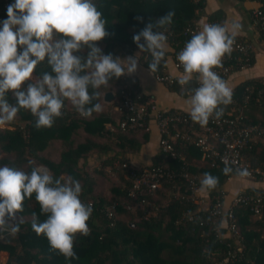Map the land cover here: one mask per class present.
Listing matches in <instances>:
<instances>
[{
  "label": "trees",
  "instance_id": "16d2710c",
  "mask_svg": "<svg viewBox=\"0 0 264 264\" xmlns=\"http://www.w3.org/2000/svg\"><path fill=\"white\" fill-rule=\"evenodd\" d=\"M255 1L264 4V0ZM93 2L102 12L106 31L109 33L97 42L98 46L105 54L111 53L113 56L116 52L131 54L137 51L138 61L147 69L151 56L138 49L133 42V35L150 20L174 9L175 16L166 35L176 53L180 44L191 38L189 34L184 35L183 31L195 26L204 4V0ZM217 14L214 12L207 16L209 24H215ZM137 16L143 17V22H139ZM6 18L5 15L3 19ZM258 34L264 39V33ZM252 61L253 55L250 53V64ZM163 68L164 60L159 70L153 74H164ZM44 71H50L47 61L37 66L33 79ZM119 83L120 78L113 79L107 88L99 90L101 95L93 103H102L107 91L112 92L115 100L105 104L101 112H93L88 118L80 116L70 102L66 101L64 115L57 118L51 128L36 129L35 117L23 109L14 119L15 122L0 125V166H14L25 171H31L32 166H43L56 178L77 179L83 186L80 199L93 206L92 215L87 222L90 235H77L74 251L79 259L69 261L50 250L43 234L38 236L32 230L31 214L35 212L41 222L46 219V215L41 214L35 194L31 199H25L23 211L12 221L19 224V232L15 236L7 234L0 240V250L7 252L5 264H218L226 256V252L233 249V239L225 235L224 228L218 227L215 221L206 222V212L199 210L189 198L187 186L182 182L172 184L163 181L147 197L149 205L140 203L138 197L128 196L131 181L125 176L142 167L160 164L175 170L184 167L187 172L198 174L201 178L203 173L209 172L219 177V184L214 190H204L209 199L222 191L228 175L202 160L196 147L178 139L172 142L182 159L164 157L158 152L150 164L131 166L128 154L139 149L146 141L147 133L139 128L125 131L118 129L121 113L112 110V103H116ZM167 86L182 96L186 94L176 79ZM196 86L197 83L192 80L186 87ZM261 88H264V81L254 79L236 85L233 88L232 103L228 105L232 110L223 115L240 112L244 122L264 128V92L257 96V91ZM132 90L140 92L137 83L132 86ZM245 95L248 96L246 100ZM145 97L147 96L142 94L140 100ZM6 98L9 103H16L11 91ZM107 123L109 128L106 127ZM53 150L57 151L56 156L53 155ZM91 152L97 155V164L88 163L87 157ZM242 156L249 166L264 171L263 140L257 138L255 142L249 143L242 150ZM29 161L33 165L30 166ZM122 163H126L127 167H121ZM103 180L111 182L107 192L98 189ZM112 204V219H109L105 209ZM145 208L151 210L147 219L142 218ZM234 216L242 240L240 258L234 264H264V210L256 220H251L248 208L239 206L235 208Z\"/></svg>",
  "mask_w": 264,
  "mask_h": 264
},
{
  "label": "clouds",
  "instance_id": "9594fccd",
  "mask_svg": "<svg viewBox=\"0 0 264 264\" xmlns=\"http://www.w3.org/2000/svg\"><path fill=\"white\" fill-rule=\"evenodd\" d=\"M102 15L93 0L9 3L7 18L0 21V125L14 121L23 109L35 117L36 129L51 128L64 115L66 101L84 118L103 110L101 103H93L101 95L99 90L107 88L113 79L134 74L138 59L136 55L122 59L105 54L98 46L97 42L109 35ZM174 16L175 10H168L133 35L138 49L151 56L147 63L151 74L159 70L164 60L166 33ZM136 19L143 22V17ZM241 29L242 24L236 21L231 24V31L226 25L206 23L177 54L184 75L176 82L189 96L191 120L202 127L210 118L219 119L232 103L233 90L213 69L222 66L223 58L231 55ZM44 61L50 71L33 79L37 66ZM193 74L198 86L186 87ZM9 91L15 104L6 98ZM28 163L33 165L32 161ZM224 165L225 175H249L247 168H233L227 160ZM199 184L204 190H214L219 177L205 172ZM82 191L79 180L56 178L43 166H32L31 171L0 166V235L15 236L19 232V224L9 221L17 219L25 199L35 194L46 219L41 222L33 212L32 230L47 238L51 251L69 261L79 259L74 244L78 234L90 235L87 222L93 212L92 204L80 199Z\"/></svg>",
  "mask_w": 264,
  "mask_h": 264
},
{
  "label": "built area",
  "instance_id": "2783aa9c",
  "mask_svg": "<svg viewBox=\"0 0 264 264\" xmlns=\"http://www.w3.org/2000/svg\"><path fill=\"white\" fill-rule=\"evenodd\" d=\"M12 2L14 0H0V21L6 15L7 6ZM249 16L257 33H264V4L258 3L256 7L250 10ZM195 32H198L196 25L186 28L183 34L192 35ZM184 45L185 42H182L172 57L173 67L180 72H184V70L176 57ZM251 51L252 46L248 41L236 38L231 55H226L222 60V66L213 70L221 78H226L233 71L242 70L250 65ZM155 78L166 85L172 84L173 80L176 79L166 73L155 75ZM135 83L136 80L133 77L127 75L120 77L118 96L115 103L116 111L121 113L117 126L119 130L139 128L146 132L148 131V122L153 120L159 132L158 152L164 157L181 158L172 142V140L178 139L185 144L196 147L200 153V158L207 161L211 167H218L222 171L225 166L224 161L227 160L233 168L248 169L249 175L238 176L233 173L229 174L227 179L234 176L255 182L264 181V171L249 166L242 156V150L249 143L255 142L257 138L264 141L263 127L258 124L244 122L240 112L227 113L219 119L210 118L209 123L202 127L191 120L189 113L156 109L154 101L150 97H145L141 101L142 94L132 90ZM262 92H264V88L257 91V96ZM247 97L245 95L244 99L246 100ZM115 165L118 166L117 163ZM120 166L127 167V164L122 163ZM125 177L131 181L128 196L138 197L140 203H146L147 205H149V202L146 201L147 197L163 181L172 184L177 181L185 184L189 198L197 205L199 210L206 212V222L215 221L218 227L224 228V234L233 239V249L228 250L226 256L218 264H234L235 260L240 258L242 240L236 227L235 208L246 206L250 211V215L254 218H258L264 210V187L252 191L239 190L232 195L228 206H224L223 191L209 199L207 193L200 187L201 177L198 174L187 172L184 167L179 170L162 164L142 167L130 171ZM112 208H114V204L105 209L106 217L109 219H112ZM150 213L151 210L145 208L142 212V218L147 219ZM5 235L7 233L0 235V240Z\"/></svg>",
  "mask_w": 264,
  "mask_h": 264
},
{
  "label": "crops",
  "instance_id": "0c3cea01",
  "mask_svg": "<svg viewBox=\"0 0 264 264\" xmlns=\"http://www.w3.org/2000/svg\"><path fill=\"white\" fill-rule=\"evenodd\" d=\"M258 2L255 0H204L203 10L201 16L195 22L198 31L201 26L208 23L207 16L212 13H218L217 20L215 19V24L226 25L231 31V24L236 21L242 24V29L237 33L236 38L248 41L252 46V63L242 69L231 72L224 80L227 82L228 86L233 90V88L239 83L245 80H261L264 81V39L259 36L254 25L251 22L249 12L252 8L256 7ZM174 53V48L169 41H167V48L164 57V73L178 78L184 75V72L176 70L172 65V57ZM138 59V52L134 51L131 54H121L116 52L115 56L120 58H126L128 56H135ZM195 75L193 74V81L195 80ZM133 77L136 80L138 89L141 94L152 98L156 109L160 110H176L189 113V96L187 93L182 96L178 92L169 89V87L157 81L155 75L149 72V70L142 66L138 61L137 71L132 75H127ZM197 83V82H196ZM198 85V84H197ZM112 99L110 102H113ZM103 101V100H102ZM110 102L103 101L101 103L102 107ZM115 102V101H114ZM113 104L112 110L117 112L115 109V104ZM232 108L226 106L224 112H230ZM106 127H109L108 123ZM147 139L144 141L137 151L128 154V162L133 167H140L148 165L152 162V158L158 153V138L159 132L153 120L148 122ZM94 155L98 160L95 153L91 152L89 156ZM264 187V181L255 182L246 179H239L237 177H230L226 179L222 185L221 190L224 192V206H228L230 199L233 194L239 190H254ZM251 220H256L250 216ZM7 260V252L0 250V264H5Z\"/></svg>",
  "mask_w": 264,
  "mask_h": 264
},
{
  "label": "rangeland",
  "instance_id": "374dc122",
  "mask_svg": "<svg viewBox=\"0 0 264 264\" xmlns=\"http://www.w3.org/2000/svg\"><path fill=\"white\" fill-rule=\"evenodd\" d=\"M104 101V100H103ZM102 101V102H103ZM12 122H15V120L14 121H12ZM80 138V136L77 138V139H79ZM50 152H52V151H50ZM56 150H53V152L52 153H54L53 155H55L56 156ZM55 156H54V158H55ZM90 158H89V160H88V163L89 164H91V165H93V164H97L98 163V160L94 157V155H90L89 156ZM111 178H114L113 176H111ZM113 180V179H112ZM110 181H108V182H104V180H103V183L102 184H100L99 186H98V189L100 190V191H106L107 192V189H108V187L110 186ZM12 222V221H11Z\"/></svg>",
  "mask_w": 264,
  "mask_h": 264
},
{
  "label": "water",
  "instance_id": "95a60500",
  "mask_svg": "<svg viewBox=\"0 0 264 264\" xmlns=\"http://www.w3.org/2000/svg\"><path fill=\"white\" fill-rule=\"evenodd\" d=\"M113 97H114V96H113L112 92L107 91V92H105L104 95H103V100H104L105 102H110V101L113 99ZM6 219H7V217H6ZM9 222L12 223L11 220H10Z\"/></svg>",
  "mask_w": 264,
  "mask_h": 264
}]
</instances>
